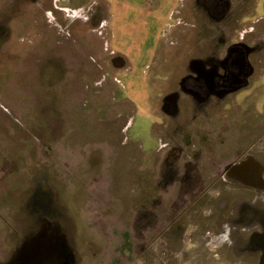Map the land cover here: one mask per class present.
Returning a JSON list of instances; mask_svg holds the SVG:
<instances>
[{
  "label": "rangeland",
  "instance_id": "rangeland-1",
  "mask_svg": "<svg viewBox=\"0 0 264 264\" xmlns=\"http://www.w3.org/2000/svg\"><path fill=\"white\" fill-rule=\"evenodd\" d=\"M205 1L106 0L94 25L2 0L0 264H260L264 203L217 165L234 145L264 166V0ZM233 44L256 50L246 88L183 92Z\"/></svg>",
  "mask_w": 264,
  "mask_h": 264
},
{
  "label": "flooded vegetation",
  "instance_id": "flooded-vegetation-1",
  "mask_svg": "<svg viewBox=\"0 0 264 264\" xmlns=\"http://www.w3.org/2000/svg\"><path fill=\"white\" fill-rule=\"evenodd\" d=\"M200 5L212 15H218L219 18L224 12V9H228L230 6L229 3L221 2L220 0H208L204 3L202 2ZM92 23L95 25L98 21L93 20ZM251 48L252 51H249L250 49L246 45L233 44L221 56L222 58L218 57L213 62L193 64L190 77L185 81L189 85L185 86L187 83L183 84V92L187 95L190 94L191 96L198 97L197 102L199 100L201 104L209 101L211 97L221 99L240 92L241 89L247 87L248 80L253 76V67L249 63L248 56L251 53H255L256 50L253 47ZM235 147L233 145L232 150L228 148V151H222L220 149V161L218 165L216 164L222 167L219 181L232 184L238 190L242 188L248 190V196H252L251 200L254 203L257 204L258 201V204L264 203V166L252 153V147L247 148L243 153L234 156L230 160L229 153L233 152ZM225 160L229 161L223 165ZM236 200L238 199L232 200V204H228L227 206L230 213L235 209L234 204ZM261 205L264 206V204ZM257 213L258 215H262L260 222L264 223V209L261 208ZM256 222L258 221H255L253 224H248L247 230L263 231L264 225H258Z\"/></svg>",
  "mask_w": 264,
  "mask_h": 264
},
{
  "label": "crops",
  "instance_id": "crops-1",
  "mask_svg": "<svg viewBox=\"0 0 264 264\" xmlns=\"http://www.w3.org/2000/svg\"><path fill=\"white\" fill-rule=\"evenodd\" d=\"M52 1L54 3V6L56 7V10L58 12H60V15H65V12H64L65 10H67V12H72L73 14L77 15V17H80L86 9L89 10V13L94 11V14L92 15V17L95 14H97L95 17H93L94 19L92 17H89V16H85V18L83 17L84 21L88 20L91 23L93 20H97V21H99V23L102 22V12H98L97 10L95 12V9L97 6H101V5H102V8L106 7V0H52ZM1 2H2V0H0V4H1ZM55 2H57V3H55ZM59 4H62V5L59 6ZM47 13H49V12H47ZM49 14L52 15V17H53V14L51 12ZM73 18H76V17H73Z\"/></svg>",
  "mask_w": 264,
  "mask_h": 264
},
{
  "label": "water",
  "instance_id": "water-1",
  "mask_svg": "<svg viewBox=\"0 0 264 264\" xmlns=\"http://www.w3.org/2000/svg\"><path fill=\"white\" fill-rule=\"evenodd\" d=\"M260 264H264V253H263V256H262V258H261V262H260Z\"/></svg>",
  "mask_w": 264,
  "mask_h": 264
}]
</instances>
